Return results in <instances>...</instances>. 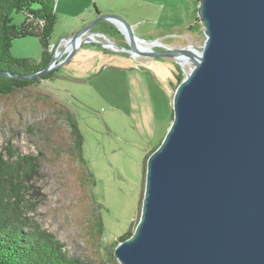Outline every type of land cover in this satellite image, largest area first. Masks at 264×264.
<instances>
[{"label":"rangeland","instance_id":"obj_1","mask_svg":"<svg viewBox=\"0 0 264 264\" xmlns=\"http://www.w3.org/2000/svg\"><path fill=\"white\" fill-rule=\"evenodd\" d=\"M94 3L102 11L98 15L114 14L131 25L142 47L203 43L198 0H56L51 55L62 49V36L77 33L96 12ZM23 18L22 12L12 14L14 24ZM88 33L94 41L82 44L53 79L0 94V151L6 153L3 146L9 144L20 154L43 152L29 181L28 214L80 263L119 264L114 243L137 223L147 156L166 133L173 90L190 66L185 60L132 57L101 46L97 42L108 39L128 48L119 25L107 19ZM10 51L17 58L38 61L41 56L33 36L14 39ZM67 111L82 138L83 161L71 151Z\"/></svg>","mask_w":264,"mask_h":264},{"label":"water","instance_id":"obj_2","mask_svg":"<svg viewBox=\"0 0 264 264\" xmlns=\"http://www.w3.org/2000/svg\"><path fill=\"white\" fill-rule=\"evenodd\" d=\"M200 47L143 50L120 16L96 15L64 38L32 78L92 42L98 21L120 22L129 56L157 55L190 66L172 95V119L145 163L140 214L118 240L119 264H264V0H198ZM65 56L61 59L63 55Z\"/></svg>","mask_w":264,"mask_h":264},{"label":"trees","instance_id":"obj_3","mask_svg":"<svg viewBox=\"0 0 264 264\" xmlns=\"http://www.w3.org/2000/svg\"><path fill=\"white\" fill-rule=\"evenodd\" d=\"M55 1L0 0V70L30 75L49 63L50 33L57 19ZM15 12L24 14L19 24L12 22V14ZM26 36L36 37L40 43L41 56L38 61L17 58L11 54L12 41ZM57 70L32 78L0 74V94L9 95L24 90L39 79H53ZM66 113L71 128V151H75L83 161L80 156L82 138L75 118L71 112ZM3 149L6 153L0 151V264H83L71 257L64 244L53 233L41 228L28 214L31 210L27 197L29 181L38 171V161L43 152L39 151L37 155L20 154L9 144L3 146ZM131 233L125 232L119 240L129 237Z\"/></svg>","mask_w":264,"mask_h":264},{"label":"crops","instance_id":"obj_4","mask_svg":"<svg viewBox=\"0 0 264 264\" xmlns=\"http://www.w3.org/2000/svg\"><path fill=\"white\" fill-rule=\"evenodd\" d=\"M94 6H95V10H96V12L95 13H93L92 15H91V18L90 17H86L85 18V20L83 21V23L81 24V28H82V26H85L87 23H89L96 15H98V14H100L102 11L100 10V11H98L99 9H98V7L95 5V3H94ZM93 31H98V29L96 30V29H94ZM74 32H71V33H67L66 35H64V36H62L61 38H66V37H68V36H70V35H72ZM51 41V40H50ZM52 42V41H51ZM99 55H100V53H99ZM72 77H74V75H72Z\"/></svg>","mask_w":264,"mask_h":264},{"label":"bare ground","instance_id":"obj_5","mask_svg":"<svg viewBox=\"0 0 264 264\" xmlns=\"http://www.w3.org/2000/svg\"><path fill=\"white\" fill-rule=\"evenodd\" d=\"M115 23L119 25V27L121 28V30H123V28H122V24H121L120 22H115ZM135 41H136V44H137V46H138L139 48H141V49H143V50H148V49H149L147 46L142 47L141 42H139V40H138L137 38H136ZM151 42L154 43V41H152V40H148V41L144 40V43H146V45H150ZM183 60L187 61V59H185L184 57H177V61H178V62H181V61H183Z\"/></svg>","mask_w":264,"mask_h":264}]
</instances>
